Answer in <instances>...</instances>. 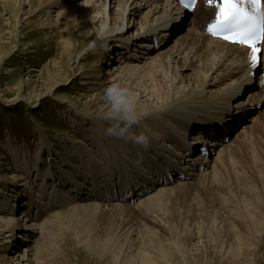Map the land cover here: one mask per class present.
<instances>
[{"label": "rangeland", "instance_id": "1", "mask_svg": "<svg viewBox=\"0 0 264 264\" xmlns=\"http://www.w3.org/2000/svg\"><path fill=\"white\" fill-rule=\"evenodd\" d=\"M80 1L65 0L60 4L61 7L49 9L43 7L39 0H0V219L15 221L16 231L22 233L29 230L24 229L27 221L24 217L29 210L28 214L38 218L37 226H33L36 230L30 229L35 232L31 242L15 240L12 235L4 232L0 234V264L18 263L16 258L41 242L45 251L39 257L42 262L37 263L35 260L24 264H264V254L256 249L260 247L261 234L254 231L252 225L239 224V218L234 212V218H223L224 221L221 222V214L229 209L226 207L224 210L223 203L228 204L230 196L239 198L234 192L238 175L249 167L251 169L252 158L264 161V118L263 123H259L261 131L257 145L242 151L240 155L243 158L238 157L229 166L218 171L220 174L214 179L217 156L226 150L225 145L231 144L228 142L220 146L221 149L218 147L211 168L209 166L201 172L207 173L204 176L206 178L203 180L194 177L189 181L192 184L188 187L163 196L161 200L164 201L156 209L145 207L144 204L166 186L150 189L149 191H153L143 199L138 198L137 202L131 204L134 208L129 211L125 208L108 211L105 207L103 210L98 207L100 203L96 201L95 194L93 193V197L89 195L91 188L103 186L105 179L110 178L109 174L104 176L105 179L99 175L100 169L107 171L102 156L109 157L110 144L120 147L123 142H119L117 136L107 134L106 129L111 126L112 120H106L105 124L98 123L99 117L102 115L107 118L110 111L104 97V89L108 85L104 81L110 77V74L104 76L107 64L103 60L104 54L93 58L78 57L87 44V38L93 33L90 27H85L89 20V15L85 16L87 4L92 2L100 6L101 2ZM112 1L113 10L109 9V15L113 19L111 27L114 28V20H118L122 8L119 7L120 0ZM164 1L169 4L170 0ZM136 2L142 7L134 16L132 11L136 10ZM162 4L164 2L160 5ZM77 5L85 9L74 23L68 19ZM155 5L157 4L146 5L145 0H130L126 14V25L129 26L124 29L127 34L141 29ZM159 7L161 6H158V10ZM201 11L205 12L204 9ZM58 13H64L67 18L60 24H56ZM156 16L151 15V22ZM169 17L171 16H167ZM97 20H102L101 15L97 16ZM203 20V14L199 12L195 21L199 22L201 29ZM71 41L74 46H78L75 53L78 52L73 56L68 52ZM144 43H149V40ZM167 44H175L174 35ZM152 53L153 51L149 54ZM130 54L131 58L140 56L133 50ZM118 58L116 54L112 59ZM138 60L133 64L145 62L142 58ZM109 67L111 69V65ZM188 85L189 81L184 86ZM248 93L247 91L242 98L245 102L252 100ZM96 94L98 99L91 101V97ZM143 99L142 101L146 100ZM248 119L249 122L252 120L249 124L253 125L259 120L258 115ZM139 125L135 127L137 134L146 131ZM166 144L171 145L170 139L163 143ZM233 146L236 148L237 144ZM155 159L157 155L148 163L159 162ZM260 166L263 171H258L264 179V165L261 163ZM70 167L84 170L83 180L75 178V182L70 181L72 174L73 177L79 176V173H72ZM92 171L95 172L94 175ZM150 172L158 179L156 170L150 169ZM61 174H65L63 177L68 180L69 183L65 182L68 186L58 184ZM133 177L130 175L127 180L132 181ZM178 184L167 189L174 190ZM136 187L140 190V187ZM258 189L260 190L259 185ZM261 189L262 197L263 184ZM123 190L125 189L122 188L119 192ZM56 191L62 205L59 201L58 206L54 205L52 198ZM32 194L35 197L30 202ZM103 194L107 195L106 192ZM25 201L30 206L24 205ZM41 202L47 204L43 212L36 205ZM116 203L125 206L122 201H115L113 204ZM90 205L95 207L90 208ZM10 209L14 211L11 212ZM60 213L64 214L59 216ZM240 216L242 221L247 217L244 213ZM48 222L53 226L55 224V228L50 232L48 228L43 235L39 234V228ZM238 235L242 236V243L245 244L243 250H240L242 254L234 250L238 245ZM18 242H21L20 245ZM235 253L240 255L238 262Z\"/></svg>", "mask_w": 264, "mask_h": 264}, {"label": "bare ground", "instance_id": "2", "mask_svg": "<svg viewBox=\"0 0 264 264\" xmlns=\"http://www.w3.org/2000/svg\"><path fill=\"white\" fill-rule=\"evenodd\" d=\"M64 1L65 0H39L43 7H48L49 9L61 7L60 4H62ZM145 1L146 5H157H155L151 12L148 13L147 20L145 24H142L139 31H136L132 34H127L124 29L126 26H129L126 25V14L128 12V3L130 0L119 1V4H121L119 7L122 9L120 11L121 14L118 17V20H114V28L111 27L110 23L113 21V19L111 18V15H109V9L113 10L111 8L113 7L114 2L112 0H98V2H101L99 6L92 2L89 3V0H87V3L89 4H87L85 16L89 15V20L85 24V27H90L91 33L93 32L92 35L90 34V36L87 38V44L97 39V32L102 24H106L108 26V35L104 41H98L96 50L84 55V58H93L99 56L100 54H104L103 60H105L107 63L104 76L110 74V77H107L106 81H104V83L108 84L106 87H108L113 82H118L122 86L128 87L135 92L138 100V111L143 113L139 126H142L145 130H147L146 134L150 138V148H144L130 140L121 139L118 137V141L123 142L122 145L117 147L113 144H110V148L108 150L109 157L106 158L105 156H102V161L104 162L103 165H107V171L100 169L99 175L103 176L105 179L104 176L109 174L108 177L110 178L108 180L105 179L106 181L104 182L103 186L91 188L92 192H89V195L93 197L94 193L96 201H99L100 203L98 207L101 209L105 207V209L108 211L114 209L122 210L123 208L127 209L128 211L133 209L134 206L131 205L130 199L133 198V195L135 198V193L137 191H143L142 193H144V196H146L147 194H150L151 191H153L149 190L155 188V186H166L168 188L172 183L170 181V175L175 174L177 171L178 174L185 175L184 181H188L183 182V180L175 179L174 182L179 183V186L176 189H161L160 193H158L156 196L154 195L155 197H149L150 200L144 204L145 207L151 206L152 208L156 209L161 205V202L164 201L161 200L163 196L172 194L179 188L181 189L183 187H188L192 184L189 183V181H192L197 177L204 180L206 178L204 176L207 173L205 172L200 174L198 172H194L195 169H192V167L194 168L196 165H191L189 163L193 162L194 160L190 159L188 156H185L187 153V148L190 145V143L187 144L186 142L188 140H198L201 138V135L194 133L193 138L189 139V133H192L196 129L199 130L200 127H205V125H217L222 119H225L227 124L229 123L228 125L235 129L237 127V123L235 122L234 117H240L243 120L241 128H244V130L236 137L234 136L232 140L230 139V141H228L231 145H228V142L224 143L227 144L224 146L226 150L218 154V160L216 159L217 161L215 162L214 166V168H216L214 170L215 173L213 174V178L216 179L220 174L218 171L229 166L231 162L236 160L238 157L243 158V156L240 155L242 151L245 152V149L249 148L250 146L257 145L260 139L259 134L261 131L259 125L263 123L262 118H264V76L262 71L257 75H254V78H256L255 86L248 90V94L252 100L245 103V101L240 97L243 95L242 92L245 90L244 89L242 91L243 87H245L248 81H251L252 79V69L256 68V66L253 67L250 63V50L248 48L237 47L236 45H231L207 36L204 31L199 29L198 23L196 21H192V19H186L181 23H178L177 21L186 16L185 12L177 11L174 4L170 1L169 4L165 3L164 0ZM161 2H164V4L160 5ZM30 4H32V2H30ZM158 6H161L159 7L160 10H158ZM135 7L136 10H134V12L132 11L134 16L141 11L142 6L136 2ZM84 9L85 7L82 8L78 5L74 7L72 9L70 18L68 17V20H72V22L75 23L77 20L76 18L82 16L81 12ZM203 9L205 12L210 14V18L216 17V9L208 5H201L198 7L193 16L201 12ZM168 12H170V14ZM118 13L119 12L117 10L116 14L118 15ZM63 14L58 13L56 24H60L64 19H67ZM99 15H101L102 18L101 21L97 20V16ZM151 15H157L153 22H151L150 19ZM167 16L171 17L167 18ZM169 25L170 29L167 30V26ZM175 25H179V28H175ZM128 30L129 28H127V31ZM157 35H159L160 38L162 37V42H165L164 46L159 49V51L158 49L153 48L152 42L149 41V43H144L145 41L151 39V37ZM173 35L175 44L170 46L171 44L168 45L167 42L173 38ZM163 37L167 38V40H165ZM105 44L107 46L106 48L104 47ZM77 47L78 46L76 44L74 46V43L71 41L68 48V52L71 54L70 56L76 55L78 52L77 51L75 53ZM132 50L137 52L140 56L137 55L135 56L136 58H133L132 56L131 58L130 53ZM156 50L157 52H155ZM152 51L153 53L149 54ZM80 53L78 54V57L81 56ZM116 54L119 56V58L115 60V57L113 60V55ZM127 55H129L128 58ZM142 55L145 57H142ZM139 58H142V60L145 62H142V64H133L135 61H139ZM122 59H125V61L122 62ZM109 65H111V69ZM115 75L118 76L114 77ZM104 79L105 77L103 80ZM188 81L189 85L184 86ZM87 84L90 83H86V85ZM100 85L101 84L99 83V86ZM133 86L135 88H133ZM143 98H146V100L142 101L144 100ZM91 99V101L98 99V94L93 95ZM231 104L234 106H231ZM260 107H262V110L259 111L258 109ZM255 115H258L259 118V120L256 122V125L249 124L252 120L249 122L248 118H252ZM106 120L108 121V118L101 115L98 119V123L105 124ZM113 123L114 121L111 122V125ZM136 128L134 127L133 131H136ZM102 134H104V132ZM167 139H170L171 145H163ZM235 144H237L236 148L233 146ZM214 145L216 144L213 143L211 148H213ZM96 146L95 149L97 148ZM162 146L165 148H161ZM97 150H99V148H97ZM216 151L211 149V153L214 155L217 153ZM156 155L159 162L152 161L148 163ZM174 159H176V161ZM212 162L213 160L210 162V165L208 164L205 166V170H207L209 166L211 168ZM261 163L264 165V161L262 159L252 158L251 169L249 167L240 175H238L234 192L239 198L235 199V197L230 196L228 198V204L225 205L223 203L225 206L224 210L226 207L229 209L228 211L225 210V212L221 214V222L226 220V218H234V212V214H237V217L239 218V224L243 225L245 223L247 226L248 224L250 226L252 225L254 231H258L262 238L260 239V247H256V249L258 252L264 254V194H262V197L260 194V191L262 190L261 184L264 185V179L261 178L262 173L260 174L258 171L260 169L262 170L263 168L260 166ZM78 168L70 167L72 173H79V176L75 177H73L72 174L70 181H74L75 178H78L79 180L83 178L84 172L82 171L84 170L79 171ZM92 169L94 168L92 167ZM117 169L118 171H116ZM123 169L125 171H123ZM150 169L156 170L158 172V179L154 178L150 172ZM61 171L65 172L64 170ZM92 172L94 175L95 172ZM64 175L59 178L60 183L58 184H65L68 186L67 183L69 182L63 177ZM130 175L134 176L132 181L127 180L129 179L127 177H130ZM135 185L140 187V190H138ZM258 185L260 190L258 189ZM132 187H136V189ZM59 188H61V186ZM86 188H88V186ZM122 188L125 190L119 192ZM102 189H104L103 192H101ZM43 190L46 189L43 188ZM224 190H227L226 187ZM104 192H106L107 195L104 196ZM79 194L81 193L79 192ZM31 196L30 202L32 198L35 197L33 194ZM42 197L44 199L45 194H43ZM70 197H68L69 200H71ZM51 198L52 196L50 199ZM52 199L54 200V205H57L58 201L61 203L59 196L57 198V191L54 193ZM117 200L119 202L122 201L125 203V206H122L123 204L121 203H116L117 205L113 204ZM24 205L29 204H27L25 201ZM36 205H38V209L43 212L45 211L44 207H46L47 204L41 202L40 204L38 203ZM87 207L89 208L88 205ZM94 207L95 205H90V208ZM10 211L13 212L14 209H10ZM28 212H30V210ZM243 213L245 216H247L246 218L244 217V221H242L240 216ZM63 214L60 213L59 216H62ZM25 217L24 219L27 221L25 223L24 229L29 230L22 233L17 232L14 227L15 221L13 222L12 220L8 219H0V234L4 232L6 234L12 235L15 240L17 239L18 241L22 240V242H31V238L34 236L35 232L31 231L30 229L36 230V228L33 226H37L36 222L38 221V218L32 216L31 214H27ZM223 218L225 219L222 220ZM232 222H234V220ZM47 225L49 226L47 227ZM53 227L55 228V224L53 226L48 222V224L46 223L44 227L39 228L41 229L39 230V234L43 235L44 231H47L48 228L50 232V230H53ZM24 229L22 228V230ZM236 239L238 245L236 244L237 246L234 248V250H236V253L242 254V252L240 253V250L241 248L243 250L245 245L242 243L243 238L242 236L238 235ZM35 243L37 244V241ZM15 246L17 247L18 244ZM44 252L43 242L38 243L35 248L26 249L23 255L19 256L18 259L16 258V261H19L16 264H19L20 262V264H24V262L31 263L35 260L37 263H41L42 261H40L39 257ZM236 255L234 256L237 261L239 260L240 255H238V257ZM21 257L22 260H20ZM32 257L34 258L33 260L31 259Z\"/></svg>", "mask_w": 264, "mask_h": 264}, {"label": "snow or ice", "instance_id": "3", "mask_svg": "<svg viewBox=\"0 0 264 264\" xmlns=\"http://www.w3.org/2000/svg\"><path fill=\"white\" fill-rule=\"evenodd\" d=\"M217 9L208 33L250 50L253 67L264 61V0H208ZM196 0H191L192 10Z\"/></svg>", "mask_w": 264, "mask_h": 264}, {"label": "clouds", "instance_id": "4", "mask_svg": "<svg viewBox=\"0 0 264 264\" xmlns=\"http://www.w3.org/2000/svg\"><path fill=\"white\" fill-rule=\"evenodd\" d=\"M107 35L108 26L102 24L97 32V39L89 42L80 55L84 56L89 52L95 51L98 46L97 42L104 41ZM104 47H107L106 44ZM104 97L110 106L107 118L114 121L106 129L107 134L130 140L137 145L147 148L150 142V138L146 134L147 130L141 131L138 134L133 131L134 127L140 124L143 115V113L138 111V100L135 92L118 82H113L104 89Z\"/></svg>", "mask_w": 264, "mask_h": 264}]
</instances>
